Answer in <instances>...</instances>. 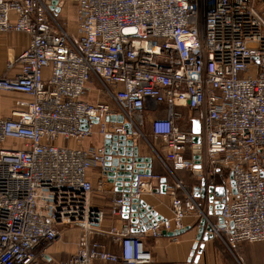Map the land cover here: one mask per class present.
Returning <instances> with one entry per match:
<instances>
[{
  "label": "built area",
  "instance_id": "1",
  "mask_svg": "<svg viewBox=\"0 0 264 264\" xmlns=\"http://www.w3.org/2000/svg\"><path fill=\"white\" fill-rule=\"evenodd\" d=\"M52 1L0 0V36L28 37L6 62L0 92L31 98L0 115V264H152L144 235L181 230L195 208L174 172L194 171L196 148L206 187L220 169L233 175L214 236L264 243V0H68L75 34L58 23ZM93 83L103 99L91 104L83 99ZM118 116L122 123L106 121ZM147 122L165 148L163 157L154 152L170 176L172 217L143 232L129 221L111 228L113 253L92 240L102 214L90 206L89 174L103 172L104 149L61 143H80L94 125L104 140L138 142ZM141 177L156 178L138 176L129 200L140 199ZM124 197H112V217L122 216ZM66 228L81 234L56 262L49 250Z\"/></svg>",
  "mask_w": 264,
  "mask_h": 264
},
{
  "label": "crops",
  "instance_id": "2",
  "mask_svg": "<svg viewBox=\"0 0 264 264\" xmlns=\"http://www.w3.org/2000/svg\"><path fill=\"white\" fill-rule=\"evenodd\" d=\"M28 45V37L24 34L12 33L7 36H0V74L8 60L15 58ZM49 75L48 70L43 71L44 78ZM90 93L83 100L94 104L101 101L103 97L96 89V85H91ZM31 98L27 95L14 92H0V115L9 117L13 111L20 110L18 106L20 102L28 103ZM153 115H148L147 121ZM148 128V135L151 138L150 127L148 122L143 127L142 132ZM104 139L98 135V126L94 125L90 137L85 138L80 143L68 142L61 143L68 147H80L83 149H104ZM135 142V141H134ZM158 148L150 149L141 139L138 140L139 156L151 159V175L156 178L141 177L143 182V191L140 195V200L145 202L152 211H154L162 219H171L170 197L165 189V186L170 182V176L160 161L158 156H164L165 148L159 141ZM155 151V152H154ZM203 170H205L203 166ZM175 176L184 182L187 187L192 188L191 196L195 203V208L188 211L183 219V228L178 231L163 233L159 238H152L149 235H144L143 242L149 249L152 256V264H170L174 262H188L189 264H264V243H238L230 245L224 236H214L205 242L202 240L198 243V247L202 244L203 248L200 253L197 250L193 256L192 247L198 233L199 221L205 219L207 223L218 224L220 214L216 209L218 202L221 199H227V191L230 187L229 173L220 169L218 174L214 176L213 185L216 189L223 188L225 193L216 191L213 193V202L201 197L200 194L193 193L195 187L201 184L202 176H197L194 171H177ZM94 190L90 198V206L101 212L102 219L97 229L99 233L93 236L92 240L103 245L107 250L113 253H118L120 248L118 244L112 243V240L105 233L111 228H119L122 224L128 223L121 217H112L110 215V206L112 197L117 194L114 184L109 183L107 177L103 176L101 170H93L90 172ZM165 179V183H162ZM102 184V188H98V183ZM181 197L182 193H178ZM142 232V231H139ZM169 233H174L170 235ZM81 230L72 228L68 230V237L77 241ZM75 250V249H74Z\"/></svg>",
  "mask_w": 264,
  "mask_h": 264
},
{
  "label": "water",
  "instance_id": "3",
  "mask_svg": "<svg viewBox=\"0 0 264 264\" xmlns=\"http://www.w3.org/2000/svg\"><path fill=\"white\" fill-rule=\"evenodd\" d=\"M57 4L56 0L52 1L51 9H54L55 12L59 11V6L55 7ZM117 121L122 123L123 118L118 116L116 119L111 117L107 118L106 121L113 122ZM93 123L96 124L97 121L93 120ZM81 128H86L85 124H81ZM200 132L199 122L193 121L192 133L198 135ZM198 139L196 138L195 141ZM104 152L107 156V163L103 168V173L107 177L108 182L112 183L116 187L117 193H124L125 202L122 208V218L125 221H129L132 224V230L135 232L145 231L155 224L156 221L161 220L162 218L158 216L151 208L145 204L140 199H131L129 200V193L135 191L137 184L138 176H149L151 175V159L144 158L139 156L138 143H135L133 140H127L124 136H112L104 141ZM200 151L199 148H196L194 151L195 158V168L194 173L197 176H201V164H200ZM134 163V168H131V164ZM231 191L234 194V180L233 175H229ZM162 183H165V179H162ZM221 191L225 193V189L220 188L216 189L212 186L206 187V184L201 180L199 187L193 189V193L200 194L201 197L207 199L209 202H213V193L216 191ZM225 199H221L216 202V209L219 210L222 208ZM213 224H208L205 219L199 221L198 233L195 239V243L192 247L191 256L197 250V253H200L203 245L201 244L198 247V243L202 240L203 242L212 239L214 237L213 229L211 227ZM218 226L223 225V220L220 217L218 221ZM174 235V233H169Z\"/></svg>",
  "mask_w": 264,
  "mask_h": 264
},
{
  "label": "rangeland",
  "instance_id": "4",
  "mask_svg": "<svg viewBox=\"0 0 264 264\" xmlns=\"http://www.w3.org/2000/svg\"><path fill=\"white\" fill-rule=\"evenodd\" d=\"M60 2L59 11L56 15L57 21L69 33L75 34L74 6L68 0H61ZM140 139L141 142L143 141V143H145L150 149L154 147L155 149L158 148V143H155L153 139L149 138L148 128L144 130L143 137ZM183 185L187 186L184 182ZM70 229L72 228L64 229L65 231L63 232L61 239L49 250V255L52 256L56 262L67 259L74 252L76 241L68 237V230Z\"/></svg>",
  "mask_w": 264,
  "mask_h": 264
}]
</instances>
